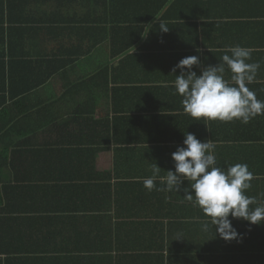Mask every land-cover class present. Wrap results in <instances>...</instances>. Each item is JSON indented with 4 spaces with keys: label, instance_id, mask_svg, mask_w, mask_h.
I'll list each match as a JSON object with an SVG mask.
<instances>
[{
    "label": "crops",
    "instance_id": "crops-1",
    "mask_svg": "<svg viewBox=\"0 0 264 264\" xmlns=\"http://www.w3.org/2000/svg\"><path fill=\"white\" fill-rule=\"evenodd\" d=\"M0 41L21 102L41 107L32 144L52 157L0 163V264H264V222L229 216L239 236L224 241L202 230L210 218L183 191L156 190L192 133L214 143L217 166L248 165L250 208L264 206V115L163 126L188 118L181 99L125 95L163 85L186 55L216 66L240 45L260 64L247 86L264 101V0H0ZM114 109L138 126L113 127Z\"/></svg>",
    "mask_w": 264,
    "mask_h": 264
},
{
    "label": "clouds",
    "instance_id": "clouds-1",
    "mask_svg": "<svg viewBox=\"0 0 264 264\" xmlns=\"http://www.w3.org/2000/svg\"><path fill=\"white\" fill-rule=\"evenodd\" d=\"M169 28L160 24V31ZM199 51V50H197ZM224 54L216 66L201 68L200 74L192 71L200 67L199 55L182 58L172 69L176 94L181 99L183 111L194 120L232 122L247 124L256 116L264 115V101L258 100L248 84L255 81L260 64L248 62L253 49L236 45L221 49ZM226 70L230 78L225 79ZM174 171L166 172L160 180L165 187L157 191H183V200L198 207L210 218L202 230L212 231L224 241L237 240L239 234L229 219H242L250 225L264 222V206L254 209L256 198L245 195L252 187L254 175L247 164L236 163L227 169L217 166L215 145L211 140L201 141L192 133H186L183 146L171 154ZM160 169L154 165L153 175L144 179V186L151 191L155 187ZM183 181L188 187L182 188ZM211 225V228L209 227Z\"/></svg>",
    "mask_w": 264,
    "mask_h": 264
},
{
    "label": "trees",
    "instance_id": "trees-1",
    "mask_svg": "<svg viewBox=\"0 0 264 264\" xmlns=\"http://www.w3.org/2000/svg\"><path fill=\"white\" fill-rule=\"evenodd\" d=\"M0 45L2 42L0 41ZM193 54V53H192ZM193 55H199L200 58V67L193 66L192 71L196 72L197 75L200 74L201 68L206 66L205 58L203 55L199 53H194ZM190 55H186L188 57ZM171 61L170 63H176L177 58L174 56H169L166 58ZM15 69L13 65L9 61H4V59L0 61V163L5 164L7 161L17 160V161H32L37 159H51L52 157L46 153L44 143L42 146H35L32 144L33 134L36 131H39L44 127L43 121H36L34 124V119L36 120L40 115L41 107L36 106L31 107L30 110L26 108L28 104L23 103V99L28 96V93L25 92H15V87L18 85L16 82V73H14ZM180 71H176L172 73L173 76H168L165 83L156 88L145 87L147 89H143L142 87H130L126 89V96L130 98H138L139 95H145V91H147V95L149 96H163L167 100H171L173 103H176L178 99H182L178 94H176V90L173 84L175 80V75L179 74ZM175 74V75H174ZM106 83V94L108 95V91L110 90ZM19 86V85H18ZM93 91L92 88H90ZM102 90V89H101ZM154 91V92H152ZM136 102L133 99H130ZM25 107V108H24ZM131 109L127 110V112H136V108L134 107V103L130 105ZM175 107H169L168 109H173ZM183 110V108H181ZM179 111V110H178ZM115 117L112 118L114 123L113 127H132L138 126L135 120L133 119V115H119L122 114V110L114 109ZM134 114V113H132ZM108 115H106L107 117ZM177 116L181 115H169L165 121L162 122L163 126L175 127V124H185L188 125L190 123V116L186 115L188 118L176 119ZM108 119V118H107ZM105 119L103 121H99L96 125L101 127L108 128V120ZM176 119V120H175ZM198 121V120H194ZM157 123V122H156ZM199 125L205 123V120H202L201 123L196 122ZM101 124V125H100ZM161 124V122H160ZM92 126V125H90ZM52 152H56L55 150H59L56 144V149H51ZM59 152V151H57ZM5 189V188H4ZM3 189V190H4Z\"/></svg>",
    "mask_w": 264,
    "mask_h": 264
}]
</instances>
